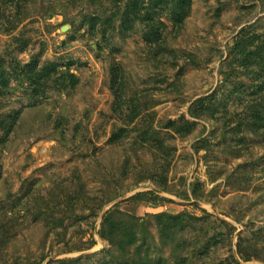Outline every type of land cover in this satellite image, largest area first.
Instances as JSON below:
<instances>
[{
  "label": "rangeland",
  "instance_id": "obj_1",
  "mask_svg": "<svg viewBox=\"0 0 264 264\" xmlns=\"http://www.w3.org/2000/svg\"><path fill=\"white\" fill-rule=\"evenodd\" d=\"M113 12L112 0L1 7L0 119H18L0 147V264H113L119 252L98 234L113 209L137 228L147 264H264V126L247 122L256 104L264 113V67L231 54L264 34V0H192L181 29L162 13V48L146 45L139 25L122 31ZM47 62L61 67L34 92L21 70ZM116 66L125 100L143 112L135 128L112 110ZM214 93L218 110L192 118V103ZM120 128L131 132L111 143ZM156 214L181 219L163 233Z\"/></svg>",
  "mask_w": 264,
  "mask_h": 264
},
{
  "label": "trees",
  "instance_id": "obj_2",
  "mask_svg": "<svg viewBox=\"0 0 264 264\" xmlns=\"http://www.w3.org/2000/svg\"><path fill=\"white\" fill-rule=\"evenodd\" d=\"M13 2L14 0H0V10L1 7L11 5ZM191 5L192 0H112V7L114 9L112 15L115 20L118 21L119 28L122 31L127 33L135 26L139 25L142 28L143 42L150 47L155 45L156 47L162 48L161 43L163 34L160 15L162 13H167L173 27L181 29L185 19L190 14ZM16 8H19L17 3ZM88 20L94 26L103 22L98 16L90 17ZM263 35H255L256 40L253 36L245 40H237L234 43L231 54L234 55L235 60L239 62L241 67L248 68L252 65L264 67V42L260 39V36ZM60 67L61 66L55 62H47L40 67L36 63H29L25 64L21 71L22 75H24L26 80L33 86V91L37 92L43 89L45 83L58 73ZM65 76L64 78L68 80V84L71 88H74L79 83L77 77L68 70ZM8 79L7 73L3 67V62L0 60V89L8 87ZM262 82L264 83V80ZM240 85V87H243L244 84L241 83ZM109 90L114 97L112 103L113 112L115 114H124V112L127 111L124 115L126 125L134 124V128L137 127L138 125L135 122L142 117L143 112L137 103L131 100H125L124 76L120 66L110 68ZM238 93H242L240 89ZM215 101H218L217 93L209 97L197 99L192 103L189 109L190 116L194 119H199L208 112L213 113L217 111L218 106H215ZM223 106L224 108L226 107L225 104ZM261 107L262 104H256L251 119H247V122L255 125L258 130L264 126V113L260 110ZM17 119L18 115L0 119V147L5 145L15 127ZM167 127L177 134H188L192 131L193 124L188 121L180 123L169 121ZM129 132L131 131L124 128L118 129L111 135L110 142L117 143L121 137L126 136ZM152 133L153 131L150 129L145 130L142 133V141H149ZM164 147L163 141L156 143L157 150L162 151ZM147 195H151L155 199L158 198L153 192H148ZM144 196H146V194H137L135 198ZM117 215H120V213L116 209L106 213L103 217L101 229L98 232L100 237L107 239L112 247L119 252L120 258L116 259L113 264H147V256H140L138 254V248H140L141 245H137L139 239L137 228L134 227L133 224L129 226L127 223L121 222L120 219L117 218ZM152 217L163 233H168L171 229L175 228L181 219V215L169 214H156ZM229 231H234V228L230 227ZM237 253L240 256L242 254L239 246L237 248ZM243 260L248 261L247 258ZM101 264L112 263L102 262Z\"/></svg>",
  "mask_w": 264,
  "mask_h": 264
}]
</instances>
